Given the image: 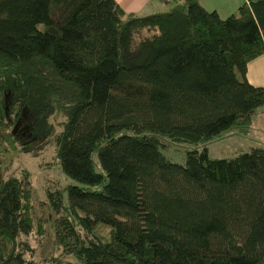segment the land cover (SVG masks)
Masks as SVG:
<instances>
[{"label": "trees", "instance_id": "obj_1", "mask_svg": "<svg viewBox=\"0 0 264 264\" xmlns=\"http://www.w3.org/2000/svg\"><path fill=\"white\" fill-rule=\"evenodd\" d=\"M263 53L264 0L226 18L198 0L149 15L115 0H0V130L35 138L65 116L56 160L77 182L66 190L81 227L48 190L56 244L76 259L61 264H264V147L207 149L250 135L264 87L247 66ZM162 137L194 145L183 164ZM31 194L25 174L0 180V264H38L20 252Z\"/></svg>", "mask_w": 264, "mask_h": 264}, {"label": "rangeland", "instance_id": "obj_2", "mask_svg": "<svg viewBox=\"0 0 264 264\" xmlns=\"http://www.w3.org/2000/svg\"><path fill=\"white\" fill-rule=\"evenodd\" d=\"M165 4L171 1L162 0ZM65 116L60 112H55L48 118L52 130L47 134L42 133L35 138L21 134L15 126L11 125L7 129H1L2 140L0 142V180L8 176L22 178L27 175L31 185V217L34 223L32 234L28 236L20 235L22 242L20 252L26 260L33 259L38 264H45L52 257L58 258V264L76 261L70 254H62L56 244L54 236V210L48 196V190L59 188L62 193L64 212L80 228L77 211L69 203L67 197V186L77 183L67 177L61 170L56 160V150L54 144L55 135L61 130V123ZM250 136V135H249ZM237 136H229L207 146L210 158H232L237 154L248 151L251 140L243 139L239 141ZM163 147L160 148L163 155L171 162L183 164L186 152L194 148L189 143L171 142L169 139L160 138ZM98 166L96 155L93 156ZM98 170L99 167H97ZM105 234L106 228L99 229ZM26 243L29 249H26Z\"/></svg>", "mask_w": 264, "mask_h": 264}, {"label": "crops", "instance_id": "obj_3", "mask_svg": "<svg viewBox=\"0 0 264 264\" xmlns=\"http://www.w3.org/2000/svg\"><path fill=\"white\" fill-rule=\"evenodd\" d=\"M126 12H133L141 15H149L163 10L168 6L162 0H115ZM200 5L208 10H215L221 18H226L231 14H236L238 8L248 3V0H198ZM248 82L257 87H264V53L251 60L247 66ZM237 136L239 141L243 139L251 140V146L264 147V106L258 109L253 118L250 129V136ZM229 137V136H228ZM243 138V139H242Z\"/></svg>", "mask_w": 264, "mask_h": 264}, {"label": "built area", "instance_id": "obj_4", "mask_svg": "<svg viewBox=\"0 0 264 264\" xmlns=\"http://www.w3.org/2000/svg\"><path fill=\"white\" fill-rule=\"evenodd\" d=\"M165 1H171V0H165Z\"/></svg>", "mask_w": 264, "mask_h": 264}]
</instances>
